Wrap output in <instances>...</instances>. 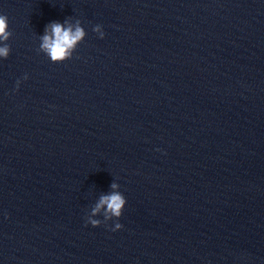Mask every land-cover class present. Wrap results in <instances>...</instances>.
<instances>
[{"label": "clouds", "instance_id": "9594fccd", "mask_svg": "<svg viewBox=\"0 0 264 264\" xmlns=\"http://www.w3.org/2000/svg\"><path fill=\"white\" fill-rule=\"evenodd\" d=\"M93 31L101 39L104 38L105 33L102 31V26L96 25ZM86 35L87 33L79 20L72 22L70 19H65L63 23L53 21L45 26L44 34L39 37L41 43L38 51L43 52L52 63H62L72 58L74 51ZM11 36L8 17L7 15L0 14V58H8L11 48L7 41ZM27 78V75H25L24 79ZM19 83L20 81L18 80L17 88L19 87ZM110 188L112 191L101 195L94 206H92L86 217V224L98 227L102 221L94 217L100 214L103 215V223L105 224L114 218L116 221H119L127 201L119 191L120 185L118 183L113 181ZM122 227L121 223L116 222L111 230L117 231Z\"/></svg>", "mask_w": 264, "mask_h": 264}]
</instances>
